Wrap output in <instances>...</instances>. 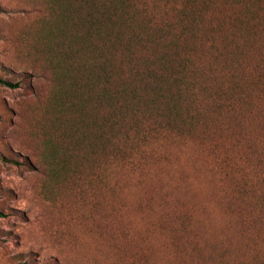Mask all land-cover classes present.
Masks as SVG:
<instances>
[{
    "label": "rangeland",
    "instance_id": "1",
    "mask_svg": "<svg viewBox=\"0 0 264 264\" xmlns=\"http://www.w3.org/2000/svg\"><path fill=\"white\" fill-rule=\"evenodd\" d=\"M142 2L205 13L217 45L232 36L250 104L224 96L234 113H214L202 94L193 130L162 131L120 164L95 141L109 113L96 49L69 43L48 0H0V79L17 84L0 86V264H264V225L244 222L263 189L264 0Z\"/></svg>",
    "mask_w": 264,
    "mask_h": 264
},
{
    "label": "trees",
    "instance_id": "2",
    "mask_svg": "<svg viewBox=\"0 0 264 264\" xmlns=\"http://www.w3.org/2000/svg\"><path fill=\"white\" fill-rule=\"evenodd\" d=\"M137 2L48 0L50 7L60 9V23L73 25L70 31L63 29L69 43L84 50L94 47L98 52L100 65L95 77L102 88L97 102L107 106L109 113L98 118L95 141L102 151L109 146L120 164L130 166L136 164L134 153L138 159L145 157L147 141L153 136L168 129L193 130L202 94L210 98L207 108L214 113L223 107L227 113H234L236 100L231 103L224 96H238L239 103L250 104L246 96L238 95L244 62L236 60L232 36L219 39L217 45L210 29L201 35L200 28L207 25L205 13L186 5L169 14L163 11L153 15L144 2ZM261 77L253 76L256 85L264 82ZM208 80L226 83L227 87L209 93ZM0 86L14 88L17 84L0 79ZM262 162L261 158L253 176L263 189L255 210L244 217L252 228L264 225Z\"/></svg>",
    "mask_w": 264,
    "mask_h": 264
}]
</instances>
